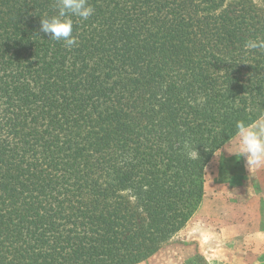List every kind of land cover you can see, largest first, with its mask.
Returning <instances> with one entry per match:
<instances>
[{"label": "trees", "instance_id": "obj_1", "mask_svg": "<svg viewBox=\"0 0 264 264\" xmlns=\"http://www.w3.org/2000/svg\"><path fill=\"white\" fill-rule=\"evenodd\" d=\"M223 1L87 0L67 47L58 0H0V264H137L190 219L264 112V9Z\"/></svg>", "mask_w": 264, "mask_h": 264}, {"label": "crops", "instance_id": "obj_2", "mask_svg": "<svg viewBox=\"0 0 264 264\" xmlns=\"http://www.w3.org/2000/svg\"><path fill=\"white\" fill-rule=\"evenodd\" d=\"M239 164L208 177L181 242L175 235L137 264H264V168L249 173Z\"/></svg>", "mask_w": 264, "mask_h": 264}, {"label": "clouds", "instance_id": "obj_3", "mask_svg": "<svg viewBox=\"0 0 264 264\" xmlns=\"http://www.w3.org/2000/svg\"><path fill=\"white\" fill-rule=\"evenodd\" d=\"M58 14L50 18L40 20V31L47 34L53 40H63L65 46L71 47L76 43V38L72 35L73 21L71 16H78L88 19L92 15L93 9L88 5L87 0H58ZM249 49H264V41L249 40ZM236 132L223 145L217 148L219 155L227 152L237 159H243L247 171L250 173L257 169L264 168V112L260 113L251 122L237 121ZM190 158H197L196 150L189 151Z\"/></svg>", "mask_w": 264, "mask_h": 264}, {"label": "rangeland", "instance_id": "obj_4", "mask_svg": "<svg viewBox=\"0 0 264 264\" xmlns=\"http://www.w3.org/2000/svg\"><path fill=\"white\" fill-rule=\"evenodd\" d=\"M120 1L121 0H118V2H120ZM129 1L130 0H123L122 5L126 6ZM194 1L200 2V0H194ZM240 1L245 6H248L249 3H252V5H254L255 9H260V10L261 9H264V2L262 0H224L223 1V4H224V6H227V5H229V4L233 3V2H240ZM140 21H142V20H140ZM193 27L194 28H192V29L194 31H199L198 28H201L198 25H194ZM260 72H261V70H259V69H252V70H250V73L253 74V75L258 74ZM244 120L245 119L242 117L240 121H244ZM193 147H194V150H196V151L197 150L198 151L203 150L202 143L195 142V143H193ZM219 148L222 149L223 146H221ZM239 160L237 159V157H235L233 155H228L227 152H222L219 155V153L215 150L213 152V154L209 157V159L206 161L205 165L202 168L203 187L205 185V182H206V187L208 189L212 186L211 184L207 186L208 177L211 178L215 174H217L218 172H220V173L221 172H225V173L227 172L228 173V172H231V171H234V170H238L239 168H241V167H239V166H241L239 164ZM199 207H200V205L198 206V208L196 209V211L192 214V216L190 217V219L197 212V210L199 209ZM188 221L184 224V226L179 231L176 232L175 235L181 236V237H178V239H175L177 242H181V238H182L183 234H185V232L187 230H189V227H187ZM171 239L172 238H170L169 240H167L166 243L163 244V246L167 245Z\"/></svg>", "mask_w": 264, "mask_h": 264}]
</instances>
